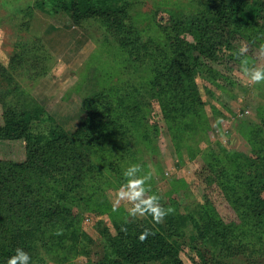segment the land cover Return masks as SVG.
I'll use <instances>...</instances> for the list:
<instances>
[{
  "label": "trees",
  "instance_id": "16d2710c",
  "mask_svg": "<svg viewBox=\"0 0 264 264\" xmlns=\"http://www.w3.org/2000/svg\"><path fill=\"white\" fill-rule=\"evenodd\" d=\"M44 4L65 12L77 26L90 19L99 21L126 52L129 66L146 71L140 82L146 85H131L115 98L95 95L97 100L91 99L83 122L72 134L41 105L9 104L7 92L0 87V145L23 149L20 158L0 155V264H7L17 247L29 253L30 264H47L46 256L66 264L80 254L92 238L74 208L90 209V196L95 201L105 198L106 183L123 173L120 165L126 169L136 163L137 143L150 138L141 125L146 121L150 129L156 127L147 117L153 101L172 122L173 137L193 149L183 139L206 125L196 76L203 73L212 80L217 72L208 61L219 60L226 49L231 50L226 59L238 58L237 35L257 34L264 27V0H215L209 10L192 15L191 21L175 20L164 42L143 36L132 16L131 0H45ZM5 71L0 62V73ZM250 137L256 155L253 168L240 170L242 161L233 165V157L219 153L202 174L204 182L221 187L237 211L239 224L226 222L209 200L186 214L168 212L161 222L145 209L147 218L115 222V235L103 228L108 253L91 264H184L180 252L185 245L196 252L195 264H228L238 254L255 263L264 245V118L253 126ZM91 145L114 161L97 166L90 157ZM222 157V166L217 167ZM232 176L235 184L243 186L241 193L235 185L230 190ZM189 221L194 228L190 234ZM145 229L150 232L141 240ZM210 240L220 245L209 246Z\"/></svg>",
  "mask_w": 264,
  "mask_h": 264
},
{
  "label": "rangeland",
  "instance_id": "374dc122",
  "mask_svg": "<svg viewBox=\"0 0 264 264\" xmlns=\"http://www.w3.org/2000/svg\"><path fill=\"white\" fill-rule=\"evenodd\" d=\"M44 1L0 0V62L6 68L3 74L0 73V87L7 92L9 104L41 105L57 124L72 134L83 122L91 99L97 100L93 98L95 95L110 94L115 98L117 94L120 96L122 92L129 91L131 85L143 87L146 84L140 82L146 71L140 65L129 66L126 52L118 47L99 21L90 19L77 26L65 12L54 10ZM131 1L135 24L145 38L151 37L157 42L165 41L166 30H170L175 20L191 21L192 15L209 10L215 2ZM41 2L43 7L39 6ZM234 44L237 49L246 45L247 51L239 54L238 58L226 59L231 53L226 49L219 60L208 61L217 72L212 77L218 78L216 82L203 73L196 76L205 102L206 125H202L204 129L200 133L183 139L184 144L193 149L181 145V140L173 137L172 122L164 117L157 101H153L147 113L150 122L156 126L155 130L150 129L146 121L141 125L145 126L150 138L137 143L133 160L142 166L143 173H151L150 180L146 181L150 187L145 195H158L160 200L157 203L164 205L165 210L171 209L168 212L175 216L195 211L210 201L226 222L240 223L237 211L221 187L204 182L202 177L209 160L219 153L224 158L233 157V165L242 161L240 170L253 168L256 158L250 134L253 126L264 118V80L252 81L245 68H264V27L257 34H238ZM1 117L0 105V121ZM101 152L95 145L90 146V157L97 166L107 164L109 159L114 161L113 157L108 158ZM0 155L20 158L23 149L16 144L0 145ZM222 163L223 157L216 163L217 167ZM120 166L124 172L125 165ZM125 181L123 173L116 174L104 187L105 198L95 201L96 197L90 196L92 207L84 211H81L82 206H75L74 210L82 218L83 228L92 242L82 247L80 254L66 264H91L102 259L108 253L102 236L104 227L115 235L118 230L115 222L147 218L145 211L139 210L131 216L129 209L135 202L127 199H119L117 206L113 207L118 199L117 192ZM235 183L232 176L228 183L230 190H234L235 185L241 193L243 186ZM193 229L189 221L186 227L188 234ZM207 244L220 245L213 240ZM261 247L262 253L257 255L255 263L238 254L228 264H264V245ZM46 253L49 255L51 252L46 250ZM180 255L184 264H195L193 258L199 260L190 245H185ZM54 260L46 256L47 264H63Z\"/></svg>",
  "mask_w": 264,
  "mask_h": 264
},
{
  "label": "clouds",
  "instance_id": "9594fccd",
  "mask_svg": "<svg viewBox=\"0 0 264 264\" xmlns=\"http://www.w3.org/2000/svg\"><path fill=\"white\" fill-rule=\"evenodd\" d=\"M246 51V45H242L239 48L240 55H243ZM245 71L249 74L252 81L264 80V68L246 67ZM123 175L126 178V181L119 188L117 192L118 199L113 204V207L115 208L117 206L119 199H127L135 202L134 206L129 209L131 216H135L137 210L144 212L145 209H150L154 220L156 222H161L166 215V212L171 211V209H163L161 205L157 203V201L160 200V197L155 193L151 196L145 195L146 189L150 187L149 185H146V181L150 180L151 173H143L142 166L138 163H134L130 164L124 170ZM141 205H144V207L142 208ZM149 232V229H145V231L140 234L139 238L141 240L145 239ZM30 261L31 257L29 253L23 248L17 247L15 253L8 258L7 264H30Z\"/></svg>",
  "mask_w": 264,
  "mask_h": 264
}]
</instances>
